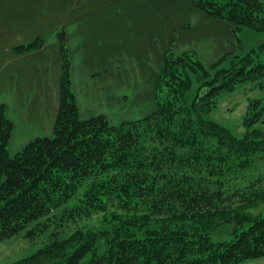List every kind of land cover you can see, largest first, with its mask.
<instances>
[{
    "label": "trees",
    "instance_id": "1",
    "mask_svg": "<svg viewBox=\"0 0 264 264\" xmlns=\"http://www.w3.org/2000/svg\"><path fill=\"white\" fill-rule=\"evenodd\" d=\"M186 1L229 24L237 50L208 67L195 51H166L148 116L119 125L103 115L79 117L63 30L55 34L61 70L53 135L11 154L13 124L0 105V241L40 225L70 201L71 216L102 213L98 226L55 237L9 264H243L264 258V176L246 175L264 160V41L241 52L238 37L243 29L264 35V4ZM45 41L14 46L13 54L39 50ZM243 87L258 96L247 98L244 132L237 136L210 116L221 95Z\"/></svg>",
    "mask_w": 264,
    "mask_h": 264
},
{
    "label": "crops",
    "instance_id": "2",
    "mask_svg": "<svg viewBox=\"0 0 264 264\" xmlns=\"http://www.w3.org/2000/svg\"><path fill=\"white\" fill-rule=\"evenodd\" d=\"M61 30L79 117L103 115L111 125L127 121L129 107L147 104L142 118L153 113L166 51H195L211 66L237 50L229 24L186 0H0V105L13 124L11 154L53 135L61 70L55 34ZM41 37L39 50L13 54L14 46Z\"/></svg>",
    "mask_w": 264,
    "mask_h": 264
},
{
    "label": "rangeland",
    "instance_id": "3",
    "mask_svg": "<svg viewBox=\"0 0 264 264\" xmlns=\"http://www.w3.org/2000/svg\"><path fill=\"white\" fill-rule=\"evenodd\" d=\"M258 1L264 4V0ZM238 37L241 41V52L256 48L264 41L263 34L248 29H243L238 34ZM203 60V63L207 67L212 64L209 60H205L204 58ZM127 93L128 90H125V94ZM256 96H258V93L247 92L244 87L237 89L233 93L223 94L219 98L217 108L213 111L210 117L212 120H215L231 130L235 135L241 136L244 132L242 118L246 112L247 98H254ZM144 108L145 109H132L129 107V110L125 111L124 114L125 120L136 121L142 119V117L147 114V104ZM246 175H250L252 178L257 175L264 176V160H257ZM250 179L249 176L243 180L235 178L229 183L228 189L231 190L232 187L238 188L244 180L248 181ZM73 204V201H70L49 216L42 218L39 221L41 223L40 225L33 223L19 235L0 241V264H9L29 257L39 249L43 248L51 240L55 239V237L64 239L77 230H86L89 227L98 226L100 224L102 213L92 214L90 217L71 216L74 214L71 209ZM31 229V233L28 234L27 231ZM214 239L218 240L216 237H214ZM89 256H87L85 260ZM243 264H264V258L248 261Z\"/></svg>",
    "mask_w": 264,
    "mask_h": 264
}]
</instances>
